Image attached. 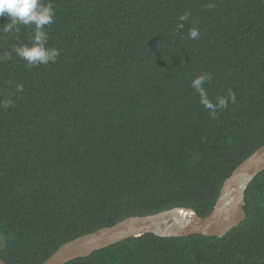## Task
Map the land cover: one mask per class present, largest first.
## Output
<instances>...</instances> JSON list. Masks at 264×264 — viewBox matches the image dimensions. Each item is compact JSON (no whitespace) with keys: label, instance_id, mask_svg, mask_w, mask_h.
I'll list each match as a JSON object with an SVG mask.
<instances>
[{"label":"trees","instance_id":"1","mask_svg":"<svg viewBox=\"0 0 264 264\" xmlns=\"http://www.w3.org/2000/svg\"><path fill=\"white\" fill-rule=\"evenodd\" d=\"M42 2L55 10L44 29L55 63L18 57L34 25L8 33L0 17V56L11 54L0 61V258L39 264L128 216H206L264 144V0ZM201 73L213 103L236 97L214 119L191 86ZM243 209L221 236L144 233L66 264H264V169Z\"/></svg>","mask_w":264,"mask_h":264},{"label":"water","instance_id":"2","mask_svg":"<svg viewBox=\"0 0 264 264\" xmlns=\"http://www.w3.org/2000/svg\"><path fill=\"white\" fill-rule=\"evenodd\" d=\"M263 169L264 144L240 162L224 180L216 203L206 216H199L193 209L187 207H173L154 214L128 216L114 225L101 227L64 242L39 264H66L123 239L144 233H153L161 237L190 234L221 236L245 218L244 192ZM165 224L171 228L165 230L161 226L165 227ZM0 264L6 263L0 258Z\"/></svg>","mask_w":264,"mask_h":264},{"label":"clouds","instance_id":"3","mask_svg":"<svg viewBox=\"0 0 264 264\" xmlns=\"http://www.w3.org/2000/svg\"><path fill=\"white\" fill-rule=\"evenodd\" d=\"M5 15L10 18V22L4 25L2 29L4 32H19L20 25H34L31 46L21 44L13 49L18 57L26 61L30 66L47 65L56 62L60 51L57 48L46 47L48 34L44 30L45 26L54 23L55 10L51 2L44 3L42 0H0V17ZM187 19V13L179 16L181 22ZM177 28L178 30H183L184 24L179 23ZM199 36L200 30L197 27L191 28L188 32L189 39L196 40ZM10 55V53H4L3 56H0V61L9 59ZM211 79L212 77L208 73L198 74L192 79L191 86L198 93L200 104L209 111L210 117L214 119L217 110L226 108L229 102L235 103L236 97L229 90L227 97H218L216 102L213 103L204 87ZM17 91L22 92L23 85L18 84ZM10 106L11 101L4 102V107Z\"/></svg>","mask_w":264,"mask_h":264},{"label":"bare ground","instance_id":"4","mask_svg":"<svg viewBox=\"0 0 264 264\" xmlns=\"http://www.w3.org/2000/svg\"><path fill=\"white\" fill-rule=\"evenodd\" d=\"M165 225H166L165 227H164V225H161L163 228H165V230H169L171 228V226H169L168 224H165ZM167 225H168V227H167ZM165 230L162 229V231H165Z\"/></svg>","mask_w":264,"mask_h":264}]
</instances>
